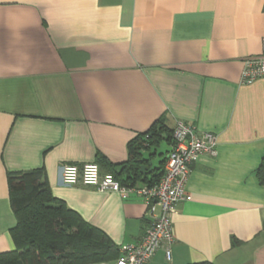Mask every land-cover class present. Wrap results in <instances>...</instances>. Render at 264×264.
I'll return each instance as SVG.
<instances>
[{"label":"crops","instance_id":"crops-1","mask_svg":"<svg viewBox=\"0 0 264 264\" xmlns=\"http://www.w3.org/2000/svg\"><path fill=\"white\" fill-rule=\"evenodd\" d=\"M263 40L264 0H0V253L14 249L7 175L36 169L117 250L140 243L142 198L65 186L60 171L119 174L128 144L162 120L212 133L216 154L190 166L170 260L160 249L144 264H264V78L239 83ZM170 148L160 132L143 143L151 164L131 187Z\"/></svg>","mask_w":264,"mask_h":264},{"label":"trees","instance_id":"trees-1","mask_svg":"<svg viewBox=\"0 0 264 264\" xmlns=\"http://www.w3.org/2000/svg\"><path fill=\"white\" fill-rule=\"evenodd\" d=\"M159 132L165 134L172 145V130H167L162 120L157 121L128 144V157L121 173L111 174L119 184L131 187L138 181H146L140 167L148 162L143 159L141 150L143 143H156ZM162 174L163 171L155 175L147 186L156 184ZM7 186L16 220L9 231L14 249L0 253V264H103L118 259L117 247L102 231L53 197L43 169L10 173ZM262 232L264 234V222ZM235 243L233 240L232 244Z\"/></svg>","mask_w":264,"mask_h":264},{"label":"built area","instance_id":"built-area-1","mask_svg":"<svg viewBox=\"0 0 264 264\" xmlns=\"http://www.w3.org/2000/svg\"><path fill=\"white\" fill-rule=\"evenodd\" d=\"M261 78H264V40L260 54L243 61L239 83L247 85ZM215 148L216 138L212 133L200 132L194 126L178 122L172 130V145L166 156L163 174L152 186H122L110 174L101 176L95 163L84 164L80 168H61L60 181L63 185L80 184L100 192L117 193L123 200L131 195L138 196L145 203L146 213L152 217L140 243L123 246L118 250L117 260L103 264H144L160 249L164 251L166 260H170V247L174 240L170 217L177 205L190 200L185 190L190 166L201 155L214 156Z\"/></svg>","mask_w":264,"mask_h":264},{"label":"water","instance_id":"water-1","mask_svg":"<svg viewBox=\"0 0 264 264\" xmlns=\"http://www.w3.org/2000/svg\"><path fill=\"white\" fill-rule=\"evenodd\" d=\"M151 163H148L147 166H150ZM147 166H141L140 167V173L143 174V172L146 170Z\"/></svg>","mask_w":264,"mask_h":264}]
</instances>
